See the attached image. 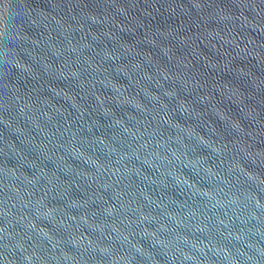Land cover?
Listing matches in <instances>:
<instances>
[{
	"label": "water",
	"instance_id": "1",
	"mask_svg": "<svg viewBox=\"0 0 264 264\" xmlns=\"http://www.w3.org/2000/svg\"><path fill=\"white\" fill-rule=\"evenodd\" d=\"M0 264H264V0H0Z\"/></svg>",
	"mask_w": 264,
	"mask_h": 264
}]
</instances>
